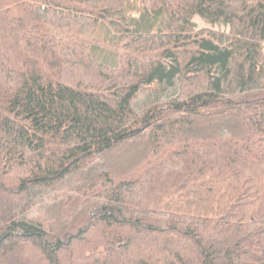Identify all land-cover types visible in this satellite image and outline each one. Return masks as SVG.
<instances>
[{
    "label": "trees",
    "instance_id": "obj_1",
    "mask_svg": "<svg viewBox=\"0 0 264 264\" xmlns=\"http://www.w3.org/2000/svg\"><path fill=\"white\" fill-rule=\"evenodd\" d=\"M0 264H264V0H0Z\"/></svg>",
    "mask_w": 264,
    "mask_h": 264
},
{
    "label": "rangeland",
    "instance_id": "obj_2",
    "mask_svg": "<svg viewBox=\"0 0 264 264\" xmlns=\"http://www.w3.org/2000/svg\"><path fill=\"white\" fill-rule=\"evenodd\" d=\"M197 21H198L200 27H206V25H205L204 23H202L199 19H197ZM110 38H111V37H109V39H110Z\"/></svg>",
    "mask_w": 264,
    "mask_h": 264
}]
</instances>
